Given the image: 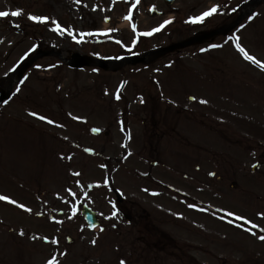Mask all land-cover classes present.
<instances>
[{
    "label": "rangeland",
    "instance_id": "obj_1",
    "mask_svg": "<svg viewBox=\"0 0 264 264\" xmlns=\"http://www.w3.org/2000/svg\"><path fill=\"white\" fill-rule=\"evenodd\" d=\"M85 1L90 2L87 6L90 10L87 12L90 14L92 0ZM248 1L176 0L173 6L166 7L160 0H97L93 8L94 15L87 18L84 14L83 18L79 19L81 24L77 23L78 32V26L82 32V47H80L81 44H76L69 48L81 49V54L88 56L90 53L96 57L117 55L112 53L117 50L104 47L106 45H101L98 39L111 38L110 36L114 35L113 32H118L124 35L127 41L135 42L138 36L131 32L135 23L138 24L139 33L148 30V33L155 34L162 29L172 27L173 34L172 32L168 34L166 29L163 35H156L157 37L154 36V40L151 41V43L159 41L160 45L167 47L198 36L200 32L201 35L230 24L239 16L242 6ZM62 3L63 0H0V12L9 13L8 16L0 17V23L4 26L0 39L3 37L5 40L3 43L2 39L0 45L4 75L10 76L12 72L17 71L22 60L26 56L35 54L40 46L42 49H56L62 55L67 54L60 40L61 33L54 28L50 30L45 22V26L40 23V27H37V21L30 19L32 12L38 13L45 7L50 9L48 23L54 15L62 19L65 10ZM111 3H113L112 7L109 6ZM14 4L19 8H15ZM152 7L162 11L163 16L150 17ZM213 7L217 8L215 13L205 17L203 21L193 22L195 18L201 17ZM14 11L20 12V15H11ZM128 12L131 18H128ZM255 13L250 17L251 19L249 18L250 20L244 22L242 27H238L227 35L218 37L214 41L187 47L162 58L163 61H173L178 58L184 60L191 66L190 69H194L191 74H195L197 79L194 77L192 80V77H189L185 81L183 74L180 73L179 85L175 84L182 93L180 101L174 108L180 116L178 141L180 145L187 144L189 149H179L180 154L174 160L171 159L169 163L165 161L156 170L163 172L167 170L168 173L174 168L173 179H176L183 195H187L189 193L187 190L191 189L193 195L201 198L200 193L195 192L205 190L204 193L210 199L202 197V206H204L203 200H206L210 211L216 213V216L227 212L228 222H243L241 225L243 232L228 230V242H225L228 261L234 259L233 255L243 243L241 239H248V245L260 244L261 241L264 243V240L260 238L264 236V177H262L264 168L258 175L250 174L252 165L256 161H262L264 153V72L251 66L252 60L247 58L251 56L262 59L261 55L255 54V51L264 52V29L262 30L264 3ZM15 17L23 18L21 29L25 30L26 34L23 35L20 31L16 33L13 29ZM107 18L111 19L112 23L106 24ZM70 19L71 16L68 15L67 20ZM92 19L96 20L95 26L89 24ZM253 19L260 20L259 22L262 21V23L254 22ZM171 23L174 25L172 26ZM166 25L170 26L166 27ZM254 25L256 27H253ZM92 27L101 30L98 31V36L95 35L97 37H93L94 31H90ZM156 29L159 30L156 31ZM33 30L36 34H31ZM40 33L45 35V40L42 35H39ZM75 37L79 35H73L72 43H75ZM35 38L43 40L41 45L34 43ZM17 41L19 44L15 45ZM93 45L96 48H90ZM128 45L131 47L134 43ZM241 49L247 53V56ZM59 59L57 56H51L50 59L40 61L23 80L21 86L15 89L9 104L4 105L1 110L0 194L4 191L5 196L16 201L17 204L4 200L3 203L7 209L0 207V221L8 223L7 227L15 228L21 227L25 221H33L34 228L38 226L37 223H46L48 221L46 217L38 221L39 219L35 216L38 211L36 207L38 201L35 200L34 193L39 192L44 185L49 188L47 193L51 195V205L47 207L54 208L52 214L55 224L51 225L53 244H56L57 237L63 239L67 235L74 239L73 245H68L66 237L62 242L66 244L65 247L69 252L68 254L66 251L62 256L65 264H111L109 261L110 253H113V245L107 242L112 239L111 227L108 225L111 220L107 219L110 209L105 199L100 197L105 190L108 191V186L102 184L101 188H97L102 189L100 193L98 190L86 199L89 206L103 217L105 233L85 231L86 226L82 215L79 212L75 213L78 203L84 201L81 194L87 191L89 183H96L95 180L103 178L106 180L108 175L109 149H102L103 142L107 140L92 137L90 132L88 134L91 128L97 127L103 130L107 128L105 123L107 118H96L93 114L97 105L91 99L90 89L96 85L92 84L90 75L85 74L84 77H80L79 74L68 73L62 65L52 71L53 77L49 78L50 80L44 82L41 80L42 75L48 77L52 73L43 74L37 68L42 64L59 62ZM101 81L102 79L99 80V84ZM197 86L202 91L198 92ZM191 96L195 99L193 102L189 101ZM58 101L61 102V107L56 105ZM166 107L163 106L162 115L159 118L166 115ZM62 111L65 113L63 118ZM66 114L72 116L68 118L65 117ZM40 116L46 118L50 116L51 120L58 121L48 123L47 120L40 119ZM47 119L50 120L49 117ZM140 120L139 118L137 123H140ZM86 148L95 149L98 156L100 153L104 155L101 158L91 157L85 153ZM185 151L188 153L187 158L182 154ZM148 160L150 163L155 159L152 157ZM139 163L138 160L133 159L131 165H139ZM205 163L210 165L207 170L215 172L214 178L196 176L198 174L194 171L195 167L203 166ZM189 171H192L191 179L187 176ZM220 176L225 177V183L217 181V177ZM247 176L252 177V180H249ZM33 179L36 180L32 181ZM43 179L48 182L45 181L46 184H42ZM232 183H237L236 189L230 187ZM19 186L22 190L23 188L29 190L27 193H31L29 200L33 204L17 194ZM139 190V185L134 187L131 183L132 195H142L143 193ZM64 192L65 197H63ZM71 192L74 193L72 199L69 198ZM64 198L69 200L67 205L62 206L59 201ZM219 198L222 202L217 201ZM218 203L221 207L225 206V209H221ZM19 204H23L25 208H20ZM0 205H2L1 200ZM8 209L13 210L11 212ZM25 209H31V211ZM60 210L63 214L58 216ZM184 220L181 219L179 222L178 228L181 231L176 238L192 237L193 225L190 224L189 227L187 220ZM259 222L262 224H258ZM212 226L218 229L217 226ZM0 230L4 228L0 227ZM126 230L128 232V229ZM58 232L61 235L57 234ZM122 233L125 234L124 228ZM208 237L213 240L219 235L212 231V234L208 233ZM93 240H101L98 248L93 246ZM177 241L189 244L179 239ZM126 248L128 250L129 245ZM202 249H205V246L191 244L190 257L198 261L199 250ZM242 257V254L235 255L237 261H246L241 259ZM161 260L157 263L165 264L169 260L173 261L170 264H176L174 257L164 256ZM193 263L197 264L194 261H190L189 264Z\"/></svg>",
    "mask_w": 264,
    "mask_h": 264
},
{
    "label": "flooded vegetation",
    "instance_id": "obj_2",
    "mask_svg": "<svg viewBox=\"0 0 264 264\" xmlns=\"http://www.w3.org/2000/svg\"><path fill=\"white\" fill-rule=\"evenodd\" d=\"M170 89L174 90V86L171 85ZM163 96L164 94L154 96L145 95L143 100L145 104L148 102H162L164 101ZM122 97L123 99L119 102H130V95H122ZM125 110L126 109H124V111ZM158 111L159 110H150L148 120L144 121L143 124L146 126V129H149L153 139H156L157 141L158 139L164 138L172 140L173 138L169 134V132L165 131L166 129H169V126L164 125L165 123H167V120L164 117L155 119V115ZM113 113H115V111H113ZM114 118H126L122 122L125 129L127 127L126 121H129V123L131 122V117L123 116V110L120 111V115L114 114ZM113 126L114 128L119 127L115 124H113ZM126 132L128 133V130H126ZM170 132L173 133L174 129L172 128ZM115 143L116 142H113L112 144ZM198 171L200 175L204 174V171H202L200 166L198 168ZM158 223L163 224L162 218L156 217L150 219L146 213L140 218L139 216L136 217L133 223L134 227L128 229V232L126 231L125 237L122 239L124 249L128 251V253L121 255L123 261L128 262V264H158L157 262L165 256L175 257L180 264L185 263V259H181V254L176 253L179 251H183L180 243L174 238L164 237V234L161 231ZM204 229H207L206 225H204ZM128 245L130 248L127 250L126 246ZM46 251H48V248L44 244L33 246L31 261L36 259V257H45ZM8 259V256L6 254H3L2 259H0V264H16V260L14 258L12 259V261H8Z\"/></svg>",
    "mask_w": 264,
    "mask_h": 264
},
{
    "label": "snow or ice",
    "instance_id": "obj_3",
    "mask_svg": "<svg viewBox=\"0 0 264 264\" xmlns=\"http://www.w3.org/2000/svg\"><path fill=\"white\" fill-rule=\"evenodd\" d=\"M76 2L79 3L80 0H76ZM216 11H217V8L216 7H213L211 10L203 13L201 17L195 18L193 20V22L203 21V19L205 17L211 16ZM8 15H9V13H7V12H0V17H5V16H8ZM11 15H13V16H19L20 15V12H13V13H11ZM30 19H32L34 21H43V20H47L48 18L47 17H38V16H34L33 15V16H30ZM158 30L159 29H156V31H158ZM150 34L151 33H146V35H150ZM241 51H243V49H241ZM245 55L247 56V53H245ZM247 58L250 59V60H252L253 62L258 63V61H256V59L254 57L248 56ZM119 98H120L119 95H117V99H119ZM204 103H207V101H204ZM33 115H36V113H33ZM39 118L42 119V120H47L48 123H54V121L48 120L46 117L40 116ZM77 119H79V118H77ZM95 131H99V129H96ZM0 200H5V201H8L9 203L17 204L16 201L11 200L9 197H6V196H0ZM18 206L20 208H25V206L23 204H19ZM25 210L26 211H29V212L31 211V209H25ZM21 235H23V233H21ZM260 238L262 240H264V236H261ZM93 243H95V240H93ZM122 264H123V262H122Z\"/></svg>",
    "mask_w": 264,
    "mask_h": 264
},
{
    "label": "water",
    "instance_id": "obj_4",
    "mask_svg": "<svg viewBox=\"0 0 264 264\" xmlns=\"http://www.w3.org/2000/svg\"><path fill=\"white\" fill-rule=\"evenodd\" d=\"M167 1H168V3H171L173 0H167ZM236 24L233 25L230 29H232L234 26H236ZM230 29H228V30H230ZM222 32H227V31H222ZM129 61H131L133 63H136V62H141L143 60L142 59H138V58H130ZM91 64H98L101 67H106V65H104V63H102V62H92V61L83 59V58H81L79 56H75L74 59H73V61L71 62V66H73V67H79V68L84 67V66H89ZM1 100H3V99H0V101ZM88 218H89V216H88Z\"/></svg>",
    "mask_w": 264,
    "mask_h": 264
}]
</instances>
